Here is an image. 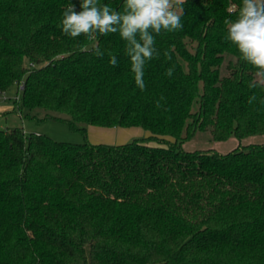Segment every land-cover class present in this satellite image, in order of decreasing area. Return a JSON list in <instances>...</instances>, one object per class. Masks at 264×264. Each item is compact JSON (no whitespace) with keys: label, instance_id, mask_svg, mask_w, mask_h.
Listing matches in <instances>:
<instances>
[{"label":"trees","instance_id":"1","mask_svg":"<svg viewBox=\"0 0 264 264\" xmlns=\"http://www.w3.org/2000/svg\"><path fill=\"white\" fill-rule=\"evenodd\" d=\"M70 3L80 10V0H0V93L22 83L21 113L43 109L83 134H147L72 143L0 129V264H264V143L182 147L196 131L264 133V88H249L254 70L225 40L241 0H186L183 28L155 37L143 91L118 34L98 37L97 58V40L62 33ZM100 3L122 11L123 0Z\"/></svg>","mask_w":264,"mask_h":264},{"label":"clouds","instance_id":"2","mask_svg":"<svg viewBox=\"0 0 264 264\" xmlns=\"http://www.w3.org/2000/svg\"><path fill=\"white\" fill-rule=\"evenodd\" d=\"M185 2L186 0H123L122 11H117L108 4H101L100 0H80L79 11L73 3L63 11L59 27L69 38L85 36L89 40H97V46L93 50L97 58L104 56L98 46V37L118 34L125 42V54L129 58L134 83L143 91L146 87L143 79L145 65L160 55L155 47V37L161 32L171 33L183 28L181 17ZM224 24L225 40L235 47L237 59L254 70L249 88H264V0H241V5L236 10V19H226ZM164 55L171 59L168 53ZM109 63L113 67L117 66L115 55L110 57ZM173 72L174 68L170 67L166 75L171 77ZM256 98L253 94L248 103L251 104ZM160 106L157 101L156 107Z\"/></svg>","mask_w":264,"mask_h":264},{"label":"rangeland","instance_id":"3","mask_svg":"<svg viewBox=\"0 0 264 264\" xmlns=\"http://www.w3.org/2000/svg\"><path fill=\"white\" fill-rule=\"evenodd\" d=\"M231 7V5H230ZM226 60L223 62L222 73L226 70ZM25 65L34 66V64L25 61ZM19 85H14L10 90L6 91V98L0 99V105L8 106V112L0 114V129L21 126L23 131L29 133L45 134L56 141L81 143L88 140L91 143H111L120 144L130 141L136 137H142L147 132L141 127H100L90 125L83 134L80 131L73 129L67 122L58 119L44 118L43 109L33 110L34 117L24 115L17 108L20 101ZM53 113V112H49ZM31 114V112H30ZM61 117L58 113H53ZM64 116V115H62ZM264 143V133L255 134L238 139L234 136H229L226 140H213L209 130L196 131L182 147L185 150H215L219 153H225L233 150L237 146L248 144Z\"/></svg>","mask_w":264,"mask_h":264},{"label":"built area","instance_id":"4","mask_svg":"<svg viewBox=\"0 0 264 264\" xmlns=\"http://www.w3.org/2000/svg\"><path fill=\"white\" fill-rule=\"evenodd\" d=\"M233 7H234V5H231L230 10H231ZM22 87H23V84L20 83V84H19V89H21ZM1 98H6V91H3V92L0 93V99H1Z\"/></svg>","mask_w":264,"mask_h":264},{"label":"crops","instance_id":"5","mask_svg":"<svg viewBox=\"0 0 264 264\" xmlns=\"http://www.w3.org/2000/svg\"><path fill=\"white\" fill-rule=\"evenodd\" d=\"M8 106H4V105H0V114H5L7 113L8 111ZM90 126V125H89ZM7 129V128H6Z\"/></svg>","mask_w":264,"mask_h":264}]
</instances>
